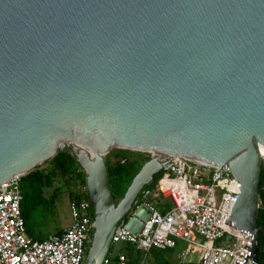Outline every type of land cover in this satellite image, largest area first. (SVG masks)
I'll return each mask as SVG.
<instances>
[{
  "label": "water",
  "instance_id": "water-1",
  "mask_svg": "<svg viewBox=\"0 0 264 264\" xmlns=\"http://www.w3.org/2000/svg\"><path fill=\"white\" fill-rule=\"evenodd\" d=\"M67 148L92 207L82 264L103 263L166 156L229 163L241 185L227 222L261 264L264 0H0V183ZM112 148L150 153L118 202Z\"/></svg>",
  "mask_w": 264,
  "mask_h": 264
},
{
  "label": "built area",
  "instance_id": "built-area-1",
  "mask_svg": "<svg viewBox=\"0 0 264 264\" xmlns=\"http://www.w3.org/2000/svg\"><path fill=\"white\" fill-rule=\"evenodd\" d=\"M163 160L167 162L150 192L156 200H136L115 228L112 243L148 251L172 248L182 240L203 250L204 264H257L250 256L252 235L227 222L241 185L229 163L214 166L182 156ZM261 160L264 166L262 155ZM25 174L16 173L0 183V264H82L93 233L86 185L77 176L70 182L71 223L37 238L28 233L21 213L20 182ZM142 206L148 214L133 232L127 221ZM262 206L259 197L258 208ZM115 258L117 264H127L125 252ZM109 262L107 254L102 264Z\"/></svg>",
  "mask_w": 264,
  "mask_h": 264
},
{
  "label": "trees",
  "instance_id": "trees-1",
  "mask_svg": "<svg viewBox=\"0 0 264 264\" xmlns=\"http://www.w3.org/2000/svg\"><path fill=\"white\" fill-rule=\"evenodd\" d=\"M128 152L127 149H111L109 153L112 157L117 156L119 153ZM47 162V166L43 168L35 167L28 171L22 178L20 182V192H21V213L24 217L26 229L28 233L34 236L30 229L28 228L30 211L37 206H39L43 201H45V189L52 187L56 181H62L64 184H70L71 180L76 176L81 180V182L86 185L85 172L77 161L76 157L70 152V150H58L56 155L52 158L44 161ZM108 165V178L111 187L113 197L116 202H118L128 185L123 188L124 181L131 179L139 170L142 165L140 158H137L134 163H115L114 161H109L106 159ZM161 175V171L155 174V181ZM114 180L115 184H112L111 180ZM264 181V166L261 164V176L259 183V197L262 201L263 206L258 208L257 211V224L259 227L258 241L256 247L255 256L257 260L264 264V190L261 189L262 182ZM155 187V183H150L147 186L149 194L147 195V200L149 199L150 192ZM56 191L50 196L52 200ZM72 196V191L69 189V198ZM140 201V197L137 198ZM126 254V253H125ZM127 255V254H126ZM128 257V255H127ZM128 260V259H127ZM163 264H197L193 262H185L183 259L177 262L165 261Z\"/></svg>",
  "mask_w": 264,
  "mask_h": 264
},
{
  "label": "rangeland",
  "instance_id": "rangeland-1",
  "mask_svg": "<svg viewBox=\"0 0 264 264\" xmlns=\"http://www.w3.org/2000/svg\"><path fill=\"white\" fill-rule=\"evenodd\" d=\"M67 150H69V148H67ZM129 152L130 153L127 154L128 156L140 158L144 161L150 157V153L148 152L135 150H130ZM105 158L110 160L112 155L108 152ZM47 165V162H44L37 165V167L43 168ZM131 179L125 180L122 187L124 188ZM111 181L114 185V180L112 179ZM70 184L68 186L62 181H56L52 187L45 189V201L30 211L28 228L35 237L44 238L56 232L59 228L68 226L71 223L69 189L73 190L74 186ZM54 191H56V193L52 200H50V196ZM152 199L156 200L155 198ZM118 252H125L128 255L127 264H163L165 261L177 262L182 259L185 262L199 264L203 250L182 240H178L177 245L172 248H151L148 251L137 249L134 245L125 242H115L111 244L108 252V257L110 259L109 264H117L115 256ZM182 252H184L183 256Z\"/></svg>",
  "mask_w": 264,
  "mask_h": 264
},
{
  "label": "flooded vegetation",
  "instance_id": "flooded-vegetation-1",
  "mask_svg": "<svg viewBox=\"0 0 264 264\" xmlns=\"http://www.w3.org/2000/svg\"><path fill=\"white\" fill-rule=\"evenodd\" d=\"M129 151L130 150H128V152H123V153L120 152L117 156H114V157L110 158L109 161H114L115 163H120V162L121 163H128V162L134 163V161L137 158L128 156L127 154L130 153ZM125 158H126V161L124 162V159ZM141 161H142V164H143L144 163V160H141Z\"/></svg>",
  "mask_w": 264,
  "mask_h": 264
},
{
  "label": "crops",
  "instance_id": "crops-1",
  "mask_svg": "<svg viewBox=\"0 0 264 264\" xmlns=\"http://www.w3.org/2000/svg\"><path fill=\"white\" fill-rule=\"evenodd\" d=\"M152 196H153V195L150 193V195H149V199H150V200H154V199H152V198H155V197H152ZM146 199H147V197H146ZM64 227H66V226H64ZM64 227L59 228L56 232L62 230ZM54 233H55V232H54Z\"/></svg>",
  "mask_w": 264,
  "mask_h": 264
},
{
  "label": "bare ground",
  "instance_id": "bare-ground-1",
  "mask_svg": "<svg viewBox=\"0 0 264 264\" xmlns=\"http://www.w3.org/2000/svg\"><path fill=\"white\" fill-rule=\"evenodd\" d=\"M261 155L264 158V150L261 151Z\"/></svg>",
  "mask_w": 264,
  "mask_h": 264
}]
</instances>
